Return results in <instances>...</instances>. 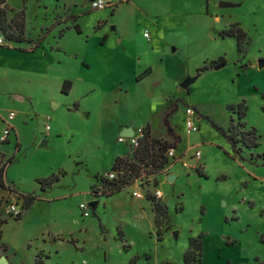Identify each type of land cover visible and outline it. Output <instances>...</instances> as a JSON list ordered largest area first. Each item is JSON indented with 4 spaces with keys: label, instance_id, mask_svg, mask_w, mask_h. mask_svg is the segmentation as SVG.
Wrapping results in <instances>:
<instances>
[{
    "label": "rangeland",
    "instance_id": "374dc122",
    "mask_svg": "<svg viewBox=\"0 0 264 264\" xmlns=\"http://www.w3.org/2000/svg\"><path fill=\"white\" fill-rule=\"evenodd\" d=\"M103 1L96 10L86 0L6 2L7 20L24 9L32 42L10 43L0 33V136L12 128L0 142V168L13 158L3 167L8 190L0 188V243L8 247L0 257L10 264H183L188 238L200 237V264L264 263V164L231 154L206 120L236 124L226 107L243 103V122L259 132L256 152H264V67L257 66L264 60V0ZM71 14L77 22L61 26L69 29L60 40L61 28L29 52L47 27ZM234 24L246 34L240 52L234 37L219 35ZM219 58L225 64L211 67ZM204 65L211 68L199 72ZM196 75L187 90L180 87ZM64 81L71 83L66 94ZM170 103L177 105L171 126L182 138L176 161L156 175L142 169L139 178L151 196L162 194L167 209L159 242L146 189L139 188L141 199L128 196L131 186L104 200L95 176L109 172L115 156L132 157L118 140L120 125H132L135 135L148 126L154 139L167 140L161 117ZM187 108L199 127L190 135ZM60 171L65 175L51 187L37 183ZM26 200L33 201L28 208Z\"/></svg>",
    "mask_w": 264,
    "mask_h": 264
},
{
    "label": "trees",
    "instance_id": "16d2710c",
    "mask_svg": "<svg viewBox=\"0 0 264 264\" xmlns=\"http://www.w3.org/2000/svg\"><path fill=\"white\" fill-rule=\"evenodd\" d=\"M25 1V0H23ZM7 0H0V33L3 35L5 40L10 43H30L32 40L27 39L25 35V13L24 9L14 13V16L7 20L6 11H7ZM13 12V10H11ZM77 19L76 16L70 15L65 22L72 21L75 22ZM60 23L56 21L49 27L45 29L44 35L34 42L29 49V52H34L42 43L45 35L49 34L52 28ZM75 31L80 33L77 24L73 25ZM69 29V28H66ZM63 30L60 32V37L62 36ZM221 37H234L236 39V46L238 51L240 52L242 49V45L246 40V34L238 27L237 24L231 26L228 30H223L219 34ZM246 43V42H245ZM225 61L223 58H219L217 61H212L210 63L211 67L224 65ZM210 66H202L198 71L203 72L206 71ZM149 71V70H148ZM146 72H144V75ZM71 83L64 81L61 85L60 92L62 94H66L68 89L70 88ZM177 105L176 103H170L166 106L162 112L161 122L162 126L165 130V135L167 136V140H158L154 139L150 134V129L148 126L141 128V134L138 137L137 145L132 149V157L130 159L127 158H119L117 157L110 171L118 172L117 178L111 181H107L102 179V176H95V181L101 187V194L105 198H109L113 195L120 193L123 189L131 186L135 180L141 177L140 172L142 169L146 170L145 174L147 176L158 174L165 166L169 163L175 161L174 158L170 159L166 156V152L169 149L176 150L178 145L181 143V136L175 131V128L171 126L170 119L172 114L176 111ZM227 111L235 114L237 116V123L234 124L231 118L230 124L226 129H223L221 126L216 124L214 121L206 117L208 123L230 144L232 151L239 156L242 160L243 158L240 156L242 149L253 150L259 147V139L260 135L255 128H245V123L243 119L246 116V107L243 103H239L237 105H229L226 107ZM251 156L250 158H252ZM261 160L264 161V152L261 154H257L250 162ZM13 161L12 157L7 158L2 167L0 168V188L2 190H8V186L4 180V165L9 164ZM199 174H203L202 171H198ZM65 175L64 172L60 171L59 174L51 175L47 178H42L37 181L40 187L43 189L45 187H51L52 185L58 183L59 177ZM91 193L95 194L96 191L93 190ZM147 200L153 202L151 205V211L154 215V227L155 233L157 235V241L160 240V227L163 223V220H168L167 209L165 206L161 205L159 200L153 201L154 198L148 192L146 194ZM18 216V215H17ZM15 216V220H18L19 217ZM6 224L5 219H0V240L2 237L1 227ZM120 241L121 238L119 237ZM0 249L2 254H5L8 250L7 245L0 243ZM126 251V249H125ZM201 256V240L200 237L194 238L189 237L187 242V249L182 255L183 264H200V259L198 257ZM7 258V256H5ZM8 260V258H7ZM9 262V261H8ZM135 262V258L130 259L128 264H133ZM10 264V263H9ZM34 264H43L42 260L34 261ZM161 264H171L168 262H163ZM264 264V263H260Z\"/></svg>",
    "mask_w": 264,
    "mask_h": 264
},
{
    "label": "built area",
    "instance_id": "2783aa9c",
    "mask_svg": "<svg viewBox=\"0 0 264 264\" xmlns=\"http://www.w3.org/2000/svg\"><path fill=\"white\" fill-rule=\"evenodd\" d=\"M90 4V7L91 9L93 10H96V9H102L105 7V3L103 0H95L93 2H89ZM144 37L145 38H149V35L148 33H144ZM2 44L1 40H0V45ZM193 114H194V110L192 108H187L186 109V116H187V120L185 121V133L186 135H190L191 133L193 132H197L199 130V127L195 124L194 120H193ZM14 117V113L13 112H10L9 113V116H8V120H11L12 118ZM6 123L8 124V121H6ZM11 126L9 125H6V127L3 129L2 133H1V136H0V142L4 141L7 139L8 135L10 134V131H11ZM139 135L137 136H132L130 138H125V137H119V142H125L126 144L129 145L130 148H135L136 145H137V140H138V137L140 136L141 134V129L139 130ZM166 156L170 159L174 158L175 159V150L174 149H169L167 152H166ZM193 158L196 160V161H200L201 160V152L199 150H196L194 155H193ZM171 163H169L168 165H170ZM167 165V167H168ZM117 174L118 172L116 171H109L107 172L106 174L102 175V179L104 180H107V181H111L113 179H116L117 178ZM135 183L137 184H140L141 189H146L148 188V186L146 185V182L145 180L141 182V179H137L134 181ZM133 186V184L131 185ZM129 186V187H131ZM127 187V188H129ZM100 188V195H101V187L99 186ZM137 187V189L135 190H132L130 191V194L132 197L134 198H142L144 195L142 193V191H140ZM147 189L145 191V196L147 194ZM153 197L159 199L160 196H161V193L158 191V190H154V192L152 193ZM79 208L80 210L82 211V215L83 217H87L89 214L87 213V209H88V206H86L85 204H80L79 205ZM9 211L14 214L15 216L19 215L20 213V210L17 208L16 205H12L10 204L9 205Z\"/></svg>",
    "mask_w": 264,
    "mask_h": 264
},
{
    "label": "crops",
    "instance_id": "0c3cea01",
    "mask_svg": "<svg viewBox=\"0 0 264 264\" xmlns=\"http://www.w3.org/2000/svg\"><path fill=\"white\" fill-rule=\"evenodd\" d=\"M71 15H74V14H71ZM75 16V15H74ZM59 21V20H58ZM60 23H58L57 25H55L53 28H52V30H51V32L50 33H52V31H55V30H58V29H60L61 28V26L63 25V24H66V22H65V20H63V21H59ZM77 22V19H76V21L74 22V23H76ZM67 28V27H66ZM63 29V28H61L59 31H58V40H60L62 37H63V34H64V32L65 31H67V29ZM63 30V32L61 33L62 34V36L60 37V32ZM57 44V43H56ZM142 74H144V73H142ZM246 117V116H245ZM245 119V118H244ZM243 119V120H244ZM237 121V120H236ZM230 124V123H229ZM124 126V127H123ZM123 126H119V128L120 129H125V128H131L132 129V131H133V136H137V135H135V132H134V129H133V126L132 125H123ZM229 126V125H228ZM223 129H226L227 127L225 126V127H222ZM245 128L246 129H249V128H251V127H248L246 124H245ZM259 133V132H258ZM225 140V139H224ZM226 141V140H225ZM125 145H126V147H129V145L128 144H126L125 143ZM226 147L227 148H229V150H230V153L231 154H233V151H232V148H231V146H230V144L226 141ZM257 151V148L256 149H253V150H247V149H242V151H241V153H240V156L243 158L242 160L243 161H245V160H247L246 158H250L251 156H253V157H255L257 154H260L259 152L257 153L256 152ZM224 152H225V150H224ZM226 154H228L227 152H226ZM123 155V154H122ZM122 155H117V156H115L114 157V159H113V162H114V160L117 158V157H122ZM245 156V157H244ZM178 160H179V158H178ZM180 160H181V157H180ZM175 161H176V152H175ZM263 163L264 164V161H261V160H256V161H253V163L252 162H248V163H250L251 165H258V163ZM113 164V163H112ZM112 166V165H111ZM111 168V167H110ZM202 173H203V170H202ZM133 187H135V189H137V187L139 188V187H141L140 186V184H137L136 186H134L133 185ZM119 194V193H118ZM113 196H115V195H113ZM128 196L130 197V198H132V199H141V198H134V197H132L131 196V194L130 193H128ZM161 196H162V194H161ZM161 196H160V198H161ZM112 197V196H111ZM144 197V196H143ZM110 198V197H109ZM146 198V197H145ZM158 199V200H161V199ZM107 198H105L104 200H106ZM147 200V199H146ZM95 203L93 204V206H92V209L94 210V214H96V209L97 208H95ZM147 205H148V201H147ZM148 208L150 209V206L148 205ZM151 210V209H150ZM152 212V211H151ZM152 215H153V213H152ZM153 223H154V215H153Z\"/></svg>",
    "mask_w": 264,
    "mask_h": 264
},
{
    "label": "water",
    "instance_id": "95a60500",
    "mask_svg": "<svg viewBox=\"0 0 264 264\" xmlns=\"http://www.w3.org/2000/svg\"><path fill=\"white\" fill-rule=\"evenodd\" d=\"M86 1H88V2H93V1H95V0H86ZM232 6H233V4H229V3H220V4H219V7H232ZM221 66H222V65H220V66H216L215 69H218V68H220ZM257 66H258V68H262V67H264V60H259ZM198 76H199V75H196V76H193V77H187V78H185V79L183 80V82L180 84V87H181L182 89H184V90H187L188 87L190 86V84L193 83V82L197 79ZM120 135H121V137L130 138V137L133 136V131H132L131 128H125V129H122ZM45 145H46V141L43 140V141H41V143L39 144V147H43V146H45ZM173 179H174L173 176H171V177L168 178L169 181H172ZM32 202H33L32 200H26V201H24V205H25V207L28 208V207L31 205ZM94 203H95V202H93V203H91V204H89V205L92 207ZM0 264H9V262H8V260H7V258H6L5 256L0 257Z\"/></svg>",
    "mask_w": 264,
    "mask_h": 264
}]
</instances>
